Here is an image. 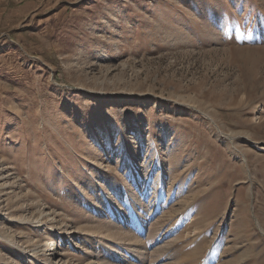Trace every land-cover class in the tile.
<instances>
[{"label":"rangeland","instance_id":"374dc122","mask_svg":"<svg viewBox=\"0 0 264 264\" xmlns=\"http://www.w3.org/2000/svg\"><path fill=\"white\" fill-rule=\"evenodd\" d=\"M0 264H264V0H0Z\"/></svg>","mask_w":264,"mask_h":264},{"label":"bare ground","instance_id":"6f19581e","mask_svg":"<svg viewBox=\"0 0 264 264\" xmlns=\"http://www.w3.org/2000/svg\"><path fill=\"white\" fill-rule=\"evenodd\" d=\"M51 248L49 249L50 251H56V249L58 248V244H57V242H56V240L55 239H53L52 240V243H51Z\"/></svg>","mask_w":264,"mask_h":264}]
</instances>
